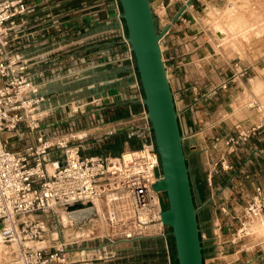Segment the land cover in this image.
I'll return each mask as SVG.
<instances>
[{
  "label": "crops",
  "instance_id": "obj_1",
  "mask_svg": "<svg viewBox=\"0 0 264 264\" xmlns=\"http://www.w3.org/2000/svg\"><path fill=\"white\" fill-rule=\"evenodd\" d=\"M28 1L31 10L16 19L12 32L16 44L24 45L18 53L36 60L32 72L41 83L39 93L45 96L43 106L50 119L55 117L53 108L57 97L74 84L72 76L76 70L68 72V68L78 60L83 67L76 81L82 89L91 90L89 97L129 89L133 66L122 56L126 47L118 38L120 23L112 0ZM186 1L152 0L154 7L166 5L167 18L162 19L159 29L172 21ZM202 12L206 13V19L201 16ZM215 19L221 20L225 31L216 28L219 34L216 32ZM161 44L185 136L199 222L208 231L212 207H216L212 217L219 215L222 205H227L233 213L240 207L241 197L253 195L259 184L264 187V131L235 152L227 146L229 136L257 122L262 115L256 108L248 110L246 105L251 96L264 101V67L261 72L257 68L264 65V0H194L164 34ZM235 59L252 63L255 69L238 84L215 92L214 88L231 72L230 64ZM104 108L113 110L115 115L105 119L101 110L95 113L103 124L102 130L111 126L116 129L104 138L111 144L109 153L119 154L123 142L135 137L130 131L126 132V127L130 124L131 112L140 107L118 96ZM68 111L67 108V114ZM11 142L14 148L20 149L32 139L26 133ZM20 143L22 146H18ZM50 160L54 167L62 162L51 156ZM213 162H219V167H214ZM222 162L230 167L222 166ZM209 168L214 172L211 185L207 184ZM201 180L205 181L206 196ZM224 216L222 212L221 218ZM257 238L253 235L244 243L235 244L225 258L232 264H263L264 244L255 242ZM202 239L204 263L222 264L210 258L213 253L211 229ZM164 240L160 236H147L106 245L95 242L90 245V242L87 250L79 240L75 248L78 255L73 260L77 264H175L174 247L170 251ZM168 243L174 246L173 240Z\"/></svg>",
  "mask_w": 264,
  "mask_h": 264
},
{
  "label": "built area",
  "instance_id": "obj_2",
  "mask_svg": "<svg viewBox=\"0 0 264 264\" xmlns=\"http://www.w3.org/2000/svg\"><path fill=\"white\" fill-rule=\"evenodd\" d=\"M112 1L123 30V40L128 46L123 58L133 59L120 1ZM163 7L166 8L164 4ZM31 8L28 0H0V239L9 241L15 236L20 237L19 248L6 264H77L71 255L75 249L73 245L79 240L84 241L78 234L74 236L72 248L65 240L37 246L23 242V239L43 237L50 217L64 212L70 215L88 208L94 209L99 216L101 229L109 231L103 233L110 237V242L147 236L170 238L171 228L162 218L166 207L163 191L155 189V184L163 177L160 153L135 65H132L133 80L127 91L92 96L86 104L95 103L104 108L118 96L139 103L140 111L131 112L130 124L126 127L131 136L139 138V147L130 146L119 154L85 155L80 143L70 139L51 140L59 130L60 122L50 119L43 106L45 96L39 93L41 83L32 72L36 60L18 53L24 45L16 44L12 32L16 19ZM230 66L231 72L214 88L215 92L238 84L255 69L252 63L240 59L232 61ZM247 105L262 115L257 122L228 138L234 145H244L264 131V101L251 96ZM62 107L67 114L71 105L64 103ZM67 115L70 116V112ZM26 133L32 142L20 149L14 148L11 140ZM58 151L65 158L51 173L49 158ZM224 210L230 212L229 208L224 207ZM234 213L238 227H226L228 231L225 232L220 223L219 232L212 236V261L232 264L223 256L235 244L255 235V226L264 223V187L257 185L246 205ZM85 220L75 222L72 219L71 223L79 228ZM56 225L51 223L53 229L61 233ZM203 236L206 235L202 233Z\"/></svg>",
  "mask_w": 264,
  "mask_h": 264
},
{
  "label": "water",
  "instance_id": "obj_3",
  "mask_svg": "<svg viewBox=\"0 0 264 264\" xmlns=\"http://www.w3.org/2000/svg\"><path fill=\"white\" fill-rule=\"evenodd\" d=\"M119 1L126 37L134 55L148 118L160 153L163 177L155 184V189L165 191L167 195L162 218L172 231L175 260L177 264H205L199 208L161 45L164 34L194 0H187L163 29L157 26L152 0Z\"/></svg>",
  "mask_w": 264,
  "mask_h": 264
},
{
  "label": "rangeland",
  "instance_id": "obj_4",
  "mask_svg": "<svg viewBox=\"0 0 264 264\" xmlns=\"http://www.w3.org/2000/svg\"><path fill=\"white\" fill-rule=\"evenodd\" d=\"M166 7V5H165ZM153 10H154V14H155V18H156V23L158 28H160L161 23L163 22V20H165V18H167V10L166 8L163 7L162 5H156V7L153 6ZM201 16L203 18H207L206 13L204 14L203 12L201 13ZM214 20V19H213ZM217 24L215 26V30L217 32V29L219 30H224L221 26L222 23L220 24L221 20L215 19ZM207 21V20H205ZM215 22V21H214ZM217 28V29H216ZM231 30V29H229ZM233 30V29H232ZM225 31V30H224ZM214 32V31H213ZM219 34V32H217ZM217 33L216 36H217ZM227 34V33H226ZM225 34V35H226ZM232 34H234L232 32ZM118 38L120 39V43L125 45V49H128L127 44L124 42L123 40V30L121 28V26H119L118 28ZM129 51V50H128ZM127 52V51H126ZM125 51L122 50V56L124 57L125 54L127 55ZM102 60H97V62H101ZM81 62V63H80ZM102 63V62H101ZM100 63V64H101ZM129 63L130 64H134V58L133 59H129ZM110 64V63H108ZM83 67V63L81 60L77 61L76 63H73L69 66L68 68V72H73L76 70V73L73 74V80L74 84L68 88L65 89L62 94L57 97L56 99V104L54 103V119L58 120L59 123V130L57 132H55V134L53 135L54 137H51L50 139L53 141H57V140H61V139H70L71 142H75V143H80L81 148H82V153L85 155H104V154H108L110 151V145L109 144V139H105L104 135H108V133L111 131H113L114 127L111 126L110 128L104 129L102 130V128L100 126H102L103 124L99 121L100 117L96 115L95 112H97L98 110H101V112H103V115L105 117V119H107L108 117H112L113 115H115V113L113 112V110L110 109H106V108H102L101 106H98L97 104H86V102L88 100L91 99V97H89V93H91L90 89H82L81 86L79 85V83H77L76 80L79 79V71L80 68ZM264 67V65H259L257 66L258 70L261 72V69ZM95 94V93H94ZM97 96V95H94ZM131 101V100H130ZM64 103H69L71 105V108H68V112H70V116H68L65 112L64 109L62 108V104ZM137 103V102H134ZM137 105L140 107V104L137 103ZM246 105V108L249 109H254V107ZM141 109V107H140ZM140 109L138 111H140ZM135 111V112H138ZM252 111H250L251 114ZM100 122V123H99ZM129 132V130H126V132ZM235 135V134H232ZM230 137V136H229ZM17 139V138H16ZM15 138H13V140H16ZM140 140L139 138L132 137L130 138L127 142H123V148L121 149L120 152H122L123 150H125L128 147H133V148H137L139 147ZM247 143V142H246ZM245 143V144H246ZM18 146H22V143H20ZM113 146V145H112ZM227 146L229 148L230 151L235 152L236 149H238L240 146L242 145H234L232 144V142H228L227 140ZM55 156V157H54ZM57 156V157H56ZM55 158H59L61 161H64V154L62 152H54L53 154H51V159H55ZM52 160L49 161L48 164V168L50 170L51 173H53L54 171H52L51 169L54 167V165L52 163ZM214 167H219L220 163L219 162H213L212 163ZM222 166L224 167H230L229 164H223V162L221 163ZM198 168L200 169L199 165L201 166V161L199 160L197 162ZM55 170V167H54ZM214 173V172H213ZM212 173V174H213ZM211 174V169L209 168L208 170V175H207V181L209 185H211L209 183V175ZM213 178V175H212ZM212 183H213V179H212ZM201 184L203 185V191H204V196H206L207 190L205 189V181L201 180ZM163 197L164 200L167 202V195L166 192L163 191ZM239 197V196H238ZM249 199V196H246L244 198L241 197L240 200V207L238 209H242L247 201ZM225 208H229L227 205L225 206H220L219 209L221 211L219 212V215L216 217H212L215 214V208L216 207H212L211 210H209V219L210 221L208 222L207 226V230L206 231L204 229V224L201 223L200 227H201V232L205 235L208 236L209 234V229H211L212 231V236H214L215 232H219V230L217 229L218 225L221 223L223 225V230L225 229L226 232V227H231L233 229H235V227H238L239 225V221L238 218L234 217V212L231 213H227L224 210ZM92 208H88V209H84V210H78L73 212L72 214H67V213H60L57 214L55 217L51 218L49 220H47V231L45 233V235L41 238H37L35 240H30V239H23V242L27 241L28 244L30 245H37V246H44V245H52L57 243L58 241L61 240H65L70 244V248H72L73 245V239L74 236L76 234H81L82 238H84V241L82 242V245L84 244L85 247L88 246V243L91 242L90 245L93 244V242H95L96 244H110V237L104 235V233H109V231L107 230L106 232H104V230L101 229V220L99 218L98 215H96L95 210H91ZM236 210V209H235ZM225 215L223 218H221V214ZM85 220V224L82 225L79 228L75 227L74 223L72 222V219H75V222H79L81 220ZM231 218L233 219L232 221ZM57 223V228H60L62 231L61 233L57 232L56 230L53 229V226H51V223ZM63 223V225H62ZM259 225V224H258ZM169 227V226H167ZM256 232L255 235L256 237H258L257 239H255V242H262L264 244V236H260L261 231H259V226H255ZM228 231V230H227ZM104 232V233H103ZM1 237V236H0ZM150 237H155V236H150ZM161 237V236H160ZM206 237V236H205ZM23 238V237H22ZM164 240L165 245L167 246L168 249H170V251H173V247L171 243L173 240V235L170 238H164L162 237ZM17 240V241H16ZM253 240V239H252ZM213 242V240H212ZM19 243H20V237L19 236H15L12 240L9 241H0V264H6L8 261H10V259L12 258L13 254L16 252V250L19 248ZM240 243H244V241H241ZM73 248H76V244L73 245ZM77 249H74L73 251V256L71 255L72 258H75L78 254ZM87 250V249H84ZM79 253V252H78ZM85 253H87L85 251ZM81 254V252H80ZM86 255V254H84ZM83 256V255H82ZM244 256V255H243ZM223 257H227V256H223ZM227 259V258H225ZM231 261V260H229ZM205 262V261H204ZM264 264V262H262ZM175 264H177L176 260H175Z\"/></svg>",
  "mask_w": 264,
  "mask_h": 264
},
{
  "label": "bare ground",
  "instance_id": "obj_5",
  "mask_svg": "<svg viewBox=\"0 0 264 264\" xmlns=\"http://www.w3.org/2000/svg\"><path fill=\"white\" fill-rule=\"evenodd\" d=\"M162 45V44H161ZM168 75H169V73H168ZM248 103V102H247ZM52 171H54V167L51 169ZM264 225V224H263ZM263 225H262V227H263ZM257 226H259V225H257ZM264 228V227H263ZM263 228H261V224H260V227H259V231H261ZM255 229H257V228H255ZM264 230V229H263ZM0 241H2L1 239H0ZM17 241V240H16Z\"/></svg>",
  "mask_w": 264,
  "mask_h": 264
}]
</instances>
